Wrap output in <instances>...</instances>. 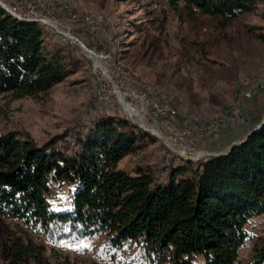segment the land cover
I'll use <instances>...</instances> for the list:
<instances>
[{"label": "trees", "instance_id": "trees-1", "mask_svg": "<svg viewBox=\"0 0 264 264\" xmlns=\"http://www.w3.org/2000/svg\"><path fill=\"white\" fill-rule=\"evenodd\" d=\"M160 1L182 20L204 15L224 26L259 0ZM74 47L0 6V95L10 101L47 93L82 65ZM262 113L245 114L248 133L226 151L171 157L160 180L147 164L119 166L156 140L124 117L100 114L43 143L0 133V217L55 245L92 246L115 264H195L197 254L205 264H238L247 240H254L248 264H264V238L248 228L264 213ZM34 251L14 260L36 261Z\"/></svg>", "mask_w": 264, "mask_h": 264}, {"label": "rangeland", "instance_id": "rangeland-1", "mask_svg": "<svg viewBox=\"0 0 264 264\" xmlns=\"http://www.w3.org/2000/svg\"><path fill=\"white\" fill-rule=\"evenodd\" d=\"M71 1L79 9L102 14L113 54L121 52L122 62L159 88L178 113L174 121L159 127L161 137L153 135L154 142H148L135 155L124 157L119 166L147 164L160 180L166 175L163 172V165L168 164L166 160L171 157L178 160V153L171 149L183 148L189 153L223 152L233 139L248 133L243 129L247 116L240 112L239 117L227 121L221 131L210 137L190 135L179 140L176 136L183 116L214 120L235 99L237 88L238 91L243 88L242 83L264 77V0L257 1L251 10L224 26L204 15L193 21L182 20L160 0ZM159 16L166 18L161 30L155 27ZM136 24L141 28L137 29ZM51 36L56 39L52 32ZM95 92V84L80 65L76 72L39 97L9 101L7 96L0 95V133H28L37 143L58 133H71L97 116L91 113ZM255 97L264 103V95ZM260 110L264 116V107ZM230 131L237 132L238 137L216 145L217 138ZM236 141L239 139L232 143ZM248 228L264 238V213L256 216ZM253 242L247 240L240 249L238 264H248ZM28 244L31 247H26ZM81 246L52 244L28 232L21 224L0 217V264H115L98 256L92 246H86L87 255L81 254ZM27 248L35 250L36 261H15V254ZM193 262L205 264L203 255H195Z\"/></svg>", "mask_w": 264, "mask_h": 264}, {"label": "built area", "instance_id": "built-area-1", "mask_svg": "<svg viewBox=\"0 0 264 264\" xmlns=\"http://www.w3.org/2000/svg\"><path fill=\"white\" fill-rule=\"evenodd\" d=\"M0 3L14 16L38 21L54 36L78 48L83 58V69L96 87L92 114L123 115L155 137H161L159 127L167 126L178 117L177 110L165 99L159 88L126 66L122 62L121 52L113 54L102 14L79 9L71 0H0ZM242 85L241 90L237 88L235 99L216 119L183 116L177 139L182 140L190 135L209 137L217 134L227 121L240 116L243 101L264 93V77L249 79ZM171 150L178 153L179 157L193 160L213 154L208 151L189 153L183 148ZM79 252L83 255L89 253L86 246H81Z\"/></svg>", "mask_w": 264, "mask_h": 264}, {"label": "crops", "instance_id": "crops-1", "mask_svg": "<svg viewBox=\"0 0 264 264\" xmlns=\"http://www.w3.org/2000/svg\"><path fill=\"white\" fill-rule=\"evenodd\" d=\"M264 107V103L263 102H259V101H257L256 99H255V97L254 98H252V100H251V103H250V106H249V108L248 109H246V111H245V114H246V116L247 117H251L252 116V114H253V112L254 111H258L259 109H262ZM260 113V112H259ZM258 113V114H259ZM249 124H244V127H243V129H245L246 131H248V129H249ZM242 129V128H241ZM237 134V132H233L232 133V131H230V133H227L226 132V134H224V135H221L220 137H218L217 139H218V141H216V145H219V146H221L222 145V143L224 142V143H226V141H228L229 139H233V137H238V134ZM245 134H246V132H245ZM245 134H244V136H245ZM243 136V137H244ZM232 137V138H231ZM242 136L241 137H239V138H235V139H233L229 144H228V147H229V145L230 144H232V142L233 141H235V140H240L241 138H243ZM219 151H222V150H219Z\"/></svg>", "mask_w": 264, "mask_h": 264}, {"label": "water", "instance_id": "water-1", "mask_svg": "<svg viewBox=\"0 0 264 264\" xmlns=\"http://www.w3.org/2000/svg\"><path fill=\"white\" fill-rule=\"evenodd\" d=\"M1 6H3L1 3H0Z\"/></svg>", "mask_w": 264, "mask_h": 264}]
</instances>
